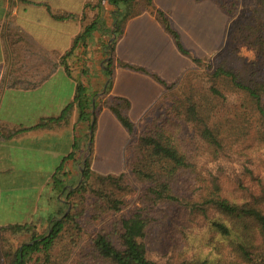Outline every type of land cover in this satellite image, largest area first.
I'll return each mask as SVG.
<instances>
[{"label":"crops","instance_id":"1","mask_svg":"<svg viewBox=\"0 0 264 264\" xmlns=\"http://www.w3.org/2000/svg\"><path fill=\"white\" fill-rule=\"evenodd\" d=\"M88 1L97 2L0 0L1 226L19 223L43 229L65 203L64 191L77 188L82 166L91 155L90 121L79 118L75 105L67 119L38 124L59 117L79 86L98 105L93 136L106 129L111 143L119 142L124 152L131 134L103 104L105 86L112 78L109 94L130 100L129 116L136 124L171 89L153 74L120 63L145 67L169 84L194 64L152 9L123 23L109 53L116 8L108 0L100 8L86 7ZM153 6L169 15L183 45L198 57L221 46L220 34L225 40L226 12L216 0H153ZM99 11L102 25L71 52L74 39ZM111 57L114 72L108 75ZM101 147L93 144V169L117 171L113 164L100 161L105 156Z\"/></svg>","mask_w":264,"mask_h":264},{"label":"trees","instance_id":"2","mask_svg":"<svg viewBox=\"0 0 264 264\" xmlns=\"http://www.w3.org/2000/svg\"><path fill=\"white\" fill-rule=\"evenodd\" d=\"M103 1L97 0L96 5L88 1L85 6L100 8ZM108 1L116 8L114 30L117 36L128 18L152 9L174 37L179 50L197 65L203 61L183 45L169 15L161 9H155L153 0ZM216 1L228 11L225 0ZM263 7L264 0H259V4L253 6L252 12L233 35L234 39L254 46L259 59L247 61L235 53L233 56L219 55L212 64L209 86L204 91L193 86L187 90L183 87L165 94L157 101L140 119L141 130L137 138L126 147L125 158L131 176L125 170L102 173L93 169V136L91 155L86 159L81 184L75 189L64 191L65 203L56 215L50 216L49 224L43 231L37 232L39 229L31 224L0 225V230L5 233L32 232L30 240L17 248L7 241L3 251L6 264H66L69 259V264H166L149 255L146 241L153 218L151 211L160 202L191 206L194 214L199 212L207 218L209 211L214 209L232 219L238 237L222 249L218 264H264V209L256 204L261 194L252 190L250 194L255 199L252 202L231 199L222 192L220 175L209 168L208 192L201 200L190 202L176 191L175 186L181 172L197 171L196 155L203 151L215 158L240 156L243 159L240 161L241 173L234 176L233 181L241 189H246L243 181L245 174L255 176L248 161H252L262 147L248 148V142L256 141L260 146L264 145ZM102 21V12L99 11L95 19L74 39L71 52L91 38V32L102 25ZM115 41L107 47L109 53L114 50ZM113 60V57L109 60L108 75L114 72L110 65ZM120 64L153 74L166 89H172L180 79L169 84L145 67L125 62ZM111 84L112 78L105 91L103 104L115 113L133 135L137 124L129 116L131 102L126 97L109 94ZM75 105L79 108V118L89 120L94 132L98 105L95 103L93 107L92 96L82 86L78 87L75 99L59 117L43 119L38 126L67 119ZM241 108H248L252 112L246 122L235 116ZM184 124L191 125L195 130L190 148L188 140L181 135ZM136 183L142 187L144 205L128 216L117 215L81 244L91 223L102 219L107 213L121 210L125 203V192L132 191ZM63 186H59V192ZM212 222L221 231L229 232L226 224L216 219Z\"/></svg>","mask_w":264,"mask_h":264},{"label":"rangeland","instance_id":"3","mask_svg":"<svg viewBox=\"0 0 264 264\" xmlns=\"http://www.w3.org/2000/svg\"><path fill=\"white\" fill-rule=\"evenodd\" d=\"M225 3L228 9V11L225 10V40L224 36L222 37L220 34L218 40L221 46L215 50L211 49L213 51L208 55L201 56L203 61L198 65L194 63L192 68L188 69L180 77L178 83L168 93L179 91L183 87L184 90H187L191 86L204 91V88L209 86V75L212 71V64L219 55L233 56L235 53L247 61L259 59L257 49L254 46L241 39L236 40L233 38L237 28L240 27L247 15L252 12L253 6L259 4V0H225ZM261 18L264 20V13ZM235 116L237 119L246 122L252 116V112L248 108H241ZM140 130L141 122L139 120L128 144L137 138ZM181 135L188 140L189 147H187L190 148V143L195 136L193 127L189 124H184ZM93 144L95 147L105 146L101 147L102 153L105 156L100 161L111 163L113 164L112 168H118L117 171L125 170L131 176V171L125 158L126 149L124 152L120 151L119 142L112 144L110 135L106 129L100 130L98 134L96 130ZM248 145V148H262L252 161H248V164L255 171V176H250L249 174L243 176L246 189L239 188L236 182L233 181V177L241 173L242 163L240 161H243V159L240 156L235 155L228 159L222 157L215 158L211 153L203 151L204 153L196 155L198 166L196 172L190 170L181 172L182 174L175 185L176 191L187 197L190 202L201 200L203 195L208 192L207 183L209 174L207 169L209 168L222 178V192L228 195V197L234 200L252 202L255 201L250 194L253 190L258 195L261 194V197L256 200V204L264 209V145L260 146L256 141H249ZM122 158H124V163L122 162ZM84 165L82 168H84ZM125 194V203L121 210L118 213H107L102 219L91 223L86 229L87 232L81 244L93 235L100 226L110 222L117 215L128 216L138 207L144 205L140 184L136 183V187L132 191H126ZM155 206L151 211L153 218L148 228L146 241L149 255L158 262L166 264H202L204 262L206 264H218L222 249L231 240H235L238 237V231L233 227L232 219L218 210L211 209L209 211V218H207L199 212L194 214L192 207L188 205L160 202ZM213 219L226 224L229 232L221 231L218 226L213 224ZM43 230L44 228L37 230V232ZM31 236L32 232L29 231L5 233L0 230V264H6L3 251L7 241L11 242L13 248H17L23 242L29 241ZM78 248L74 251V254ZM69 262L70 259L66 264H69Z\"/></svg>","mask_w":264,"mask_h":264},{"label":"water","instance_id":"4","mask_svg":"<svg viewBox=\"0 0 264 264\" xmlns=\"http://www.w3.org/2000/svg\"><path fill=\"white\" fill-rule=\"evenodd\" d=\"M116 35H115V31H114V35H113V37L110 39V43L112 42V40H113V38L115 37ZM107 88V85L105 86V88L104 89H106ZM93 105H95V97L93 98ZM92 137H93V128H91V131H90V137H89V147L91 148V144H92ZM86 162V161H85ZM83 177H84V168H82V170H81V178H80V181H79V183H78V186L81 184V182H82V180H83ZM77 186V187H78ZM67 211H68V209H67ZM66 211V212H67Z\"/></svg>","mask_w":264,"mask_h":264}]
</instances>
